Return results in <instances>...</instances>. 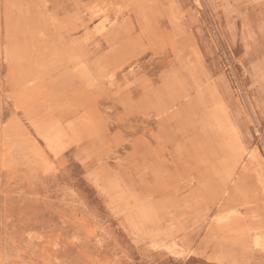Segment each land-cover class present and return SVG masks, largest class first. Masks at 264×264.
<instances>
[{
    "label": "rangeland",
    "instance_id": "374dc122",
    "mask_svg": "<svg viewBox=\"0 0 264 264\" xmlns=\"http://www.w3.org/2000/svg\"><path fill=\"white\" fill-rule=\"evenodd\" d=\"M0 264H264V0H0Z\"/></svg>",
    "mask_w": 264,
    "mask_h": 264
},
{
    "label": "bare ground",
    "instance_id": "6f19581e",
    "mask_svg": "<svg viewBox=\"0 0 264 264\" xmlns=\"http://www.w3.org/2000/svg\"><path fill=\"white\" fill-rule=\"evenodd\" d=\"M87 74V73H86ZM92 79V78H91ZM170 111V110H169ZM131 126V125H130ZM101 132V131H100ZM118 135V134H117ZM103 139V138H102ZM163 169V168H162Z\"/></svg>",
    "mask_w": 264,
    "mask_h": 264
}]
</instances>
